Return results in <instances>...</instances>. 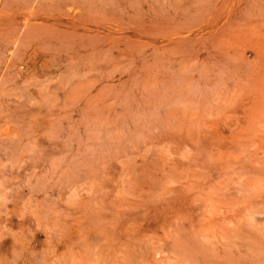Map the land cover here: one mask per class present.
<instances>
[{
	"label": "rangeland",
	"instance_id": "374dc122",
	"mask_svg": "<svg viewBox=\"0 0 264 264\" xmlns=\"http://www.w3.org/2000/svg\"><path fill=\"white\" fill-rule=\"evenodd\" d=\"M0 264H264V0H0Z\"/></svg>",
	"mask_w": 264,
	"mask_h": 264
}]
</instances>
